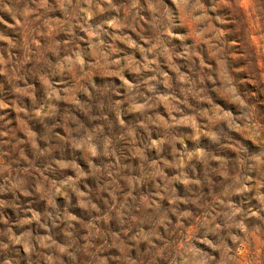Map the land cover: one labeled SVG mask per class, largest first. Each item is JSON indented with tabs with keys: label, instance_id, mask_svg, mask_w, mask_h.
I'll list each match as a JSON object with an SVG mask.
<instances>
[{
	"label": "clouds",
	"instance_id": "clouds-1",
	"mask_svg": "<svg viewBox=\"0 0 264 264\" xmlns=\"http://www.w3.org/2000/svg\"><path fill=\"white\" fill-rule=\"evenodd\" d=\"M0 264H264V0H0Z\"/></svg>",
	"mask_w": 264,
	"mask_h": 264
}]
</instances>
